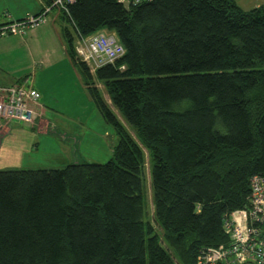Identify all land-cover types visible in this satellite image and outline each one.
<instances>
[{"label": "trees", "instance_id": "obj_1", "mask_svg": "<svg viewBox=\"0 0 264 264\" xmlns=\"http://www.w3.org/2000/svg\"><path fill=\"white\" fill-rule=\"evenodd\" d=\"M128 8L76 0L59 11L70 61L118 143L101 165L0 171V264H197L228 245L225 218L264 179V5ZM103 30L124 54L91 72L75 39Z\"/></svg>", "mask_w": 264, "mask_h": 264}, {"label": "built area", "instance_id": "obj_2", "mask_svg": "<svg viewBox=\"0 0 264 264\" xmlns=\"http://www.w3.org/2000/svg\"><path fill=\"white\" fill-rule=\"evenodd\" d=\"M76 0H55L36 16H28L0 28V37L25 36L26 30L47 22L52 9L67 13V6ZM149 0H117L128 6ZM74 51L91 72L106 64H113L124 54L116 35L99 31L86 38L76 37ZM23 83V85H21ZM30 79L0 87V131L8 130L11 123L33 124L37 115L28 109L29 103L37 104L40 94L31 87ZM229 243L218 248L202 250L197 264H264V179L254 177L250 181V196L246 208L230 213L223 223Z\"/></svg>", "mask_w": 264, "mask_h": 264}, {"label": "rangeland", "instance_id": "obj_3", "mask_svg": "<svg viewBox=\"0 0 264 264\" xmlns=\"http://www.w3.org/2000/svg\"><path fill=\"white\" fill-rule=\"evenodd\" d=\"M63 25L65 24L63 23ZM63 41L66 46L68 62H71L64 37ZM70 64V69L58 72L54 95L49 93V96L52 97L51 104L48 105V114H40L42 108L39 109L37 105L29 103L27 106L41 120L48 121L53 125L55 131L48 130L47 134H44L40 130H35L33 135L23 138L25 149L19 154L20 161L16 164L17 166H8L0 159V171L56 170L63 169L70 164L84 162L101 165L107 163L111 158L112 151L118 143L116 131L98 112L83 84L79 70L72 63ZM97 86L103 97L107 99L106 94L102 91V86L100 84ZM111 110L132 138L136 140L134 129L128 126L112 107ZM16 126L28 131V124ZM0 138L2 137L0 136ZM143 151L146 160L147 212L151 217L148 154L145 149Z\"/></svg>", "mask_w": 264, "mask_h": 264}, {"label": "crops", "instance_id": "obj_4", "mask_svg": "<svg viewBox=\"0 0 264 264\" xmlns=\"http://www.w3.org/2000/svg\"><path fill=\"white\" fill-rule=\"evenodd\" d=\"M233 1L243 11L264 5V0ZM44 7L43 0H0V28L36 16ZM63 26L60 12L52 9L47 14V22L26 30L25 36L0 37V87L29 78L31 87L40 94L39 103L34 105L42 108V115L48 114L52 97L49 93L54 95L58 72L71 67L62 36ZM20 124L25 123H11L8 130L0 131V159L8 166H15L20 161L19 154L25 149L23 138L33 135L35 130L44 134L48 130L55 131L53 125L39 116L33 124H28V131L16 126Z\"/></svg>", "mask_w": 264, "mask_h": 264}, {"label": "water", "instance_id": "obj_5", "mask_svg": "<svg viewBox=\"0 0 264 264\" xmlns=\"http://www.w3.org/2000/svg\"><path fill=\"white\" fill-rule=\"evenodd\" d=\"M122 6L124 7V9H125L126 11H129L128 5H127L126 3H124Z\"/></svg>", "mask_w": 264, "mask_h": 264}, {"label": "bare ground", "instance_id": "obj_6", "mask_svg": "<svg viewBox=\"0 0 264 264\" xmlns=\"http://www.w3.org/2000/svg\"><path fill=\"white\" fill-rule=\"evenodd\" d=\"M145 194V193H144ZM199 255V254H198Z\"/></svg>", "mask_w": 264, "mask_h": 264}]
</instances>
